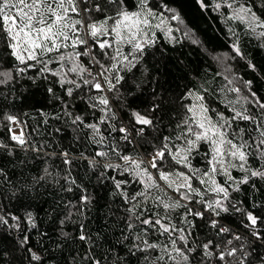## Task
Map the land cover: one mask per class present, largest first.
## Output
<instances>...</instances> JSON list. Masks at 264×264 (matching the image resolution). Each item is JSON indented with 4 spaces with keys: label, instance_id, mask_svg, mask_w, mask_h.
<instances>
[{
    "label": "trees",
    "instance_id": "1",
    "mask_svg": "<svg viewBox=\"0 0 264 264\" xmlns=\"http://www.w3.org/2000/svg\"><path fill=\"white\" fill-rule=\"evenodd\" d=\"M92 1L99 3L103 11H92L84 16L72 15L76 19L84 18V25H77L82 29L79 35L82 39H88L89 45H93L91 48L96 60L106 66L110 61L101 54L98 44H94L92 38L86 35L83 30L85 22L102 21L106 16L117 19L120 18L116 16L119 11L138 12L146 6L158 13L178 14L180 22L193 39L183 36L170 41L156 30L143 46L142 54L135 50L134 45L127 46V56L134 66L129 70L121 65L122 70L118 74L123 76V80L117 85L118 94L115 90L109 92L107 88L104 93L95 90L88 93L83 88L74 90L73 95L68 97L65 89L71 85L65 84L62 88L58 83L60 78L52 74L59 67V62L48 64L52 70L48 72L41 71L43 65L35 61L20 63L10 55L12 49L8 44L11 37H6L5 32L0 30V73L11 74V79L0 83V113L6 109L14 110L26 139L23 146L12 140L10 123L4 122L0 130V216L7 223L0 221V264H93L94 261L100 264H149L160 249L147 248L146 243L168 244L171 250L168 233L161 234L159 226L153 229L141 224L154 212L163 215V211L154 207L151 199L145 201L136 196L143 191V184L134 174L123 171L124 162L115 153L146 161L153 154V145L159 147L164 136L170 137L171 143L184 145V140H176L175 137L186 129L183 121L191 116L188 112L191 91L202 96L214 120L217 114L228 118L234 117L235 112L254 117L257 124L233 120L229 132L235 130L248 141L251 146L249 150L256 153L255 158L249 156L247 161L250 170L264 171V159L260 156L264 149L252 143L253 140L259 141V132L264 130V124L259 123L261 110L256 104V99L264 102V28L255 31L232 14L233 7L244 6L264 21V0H202V3L201 0ZM107 23L110 26L113 20ZM87 47L80 45L76 51H88ZM61 51L72 52L73 49L69 47ZM103 51L112 55L114 47ZM223 54L231 55L234 76L248 91L246 98L241 96L240 91H235L237 88L221 71L215 56ZM56 55L49 53L41 59L48 60ZM79 63L89 69L90 57L81 56ZM26 64H35V67L24 72L16 71L17 68H25ZM67 68L68 62H65V72ZM83 78H89L87 73ZM3 79L0 76V80ZM67 79L80 82L75 73L69 72ZM50 88L51 93L48 91ZM102 94L107 95L111 111L115 113L114 119L109 113L107 123H99L104 114L87 102L88 95ZM64 104L68 107L65 108ZM154 104L160 107L150 112ZM65 112L71 113V117L66 116ZM133 113L146 115L158 123L154 134L146 128L147 139L140 143L133 141L130 145L120 139L122 134L119 128L134 123ZM77 115L83 117L85 123L98 124L105 138L103 145L92 142L90 129L81 126L79 132L73 131L76 126L72 125L71 120ZM9 116V113L3 114L4 121ZM189 123H192L191 120ZM109 125L114 126L116 131H111ZM192 127L196 129L195 124ZM240 129L245 131L240 133ZM249 130H252L251 138ZM10 148L16 149L14 155L10 153ZM62 151H67L72 159L71 165L63 164L62 178L43 180L39 177L38 169L31 173V162L38 165L53 156H61ZM98 151H106L108 156H95ZM211 155V144L203 141L189 156L191 169L183 165L173 169L169 161L163 170L191 174L199 169L192 179V185L204 197L211 198L208 190L199 183L200 175L209 170L207 161ZM93 158L98 162L95 166L89 163ZM105 163L122 167L105 168ZM146 166V163L142 165ZM148 171L157 175L155 169L149 168ZM233 175L237 180L248 175L249 183L240 184L237 188L235 183L218 176L229 192L228 199H223L229 208L228 213L222 212L220 217H216L212 210L206 209L204 203L197 202L200 201L197 196L190 195L189 201L180 199V203H186L193 213L204 212V217L188 215L185 220L187 209L180 207L171 210L164 222L175 225L177 229L183 228L188 234L189 224L186 221H191L194 227L188 236V246H197L198 254L202 252L198 246L209 240L219 244L220 248L225 247L226 241L232 240L233 246L243 244L253 256L259 254L264 257V240L254 239L251 230L245 227L249 224L246 213L264 217V178L251 177L249 173L239 171H234ZM116 182H121L119 189ZM161 186L164 192L149 190L152 198L158 195L166 200L171 197V201L180 198L179 193H172ZM84 196L87 197L86 201L82 200ZM210 217L219 221L217 228L211 226ZM219 226L229 227L232 232L218 233ZM260 227L264 229V225ZM179 234L172 232L171 237L176 238ZM234 234L241 236L242 240L235 241ZM261 234L264 235V232ZM81 235L87 239L81 240ZM25 240V243H21ZM30 253L39 255L41 259L32 260ZM145 256L149 260H145ZM204 264H209V258H205ZM210 264L218 262L211 258Z\"/></svg>",
    "mask_w": 264,
    "mask_h": 264
},
{
    "label": "snow or ice",
    "instance_id": "2",
    "mask_svg": "<svg viewBox=\"0 0 264 264\" xmlns=\"http://www.w3.org/2000/svg\"><path fill=\"white\" fill-rule=\"evenodd\" d=\"M112 3H117V0H111ZM202 3V0H201ZM80 5H83L81 9ZM231 7V5H229ZM81 10L85 13L92 11L102 12L103 9L99 3L92 4L91 0H0V30L5 32L6 37H11V42L8 47L12 49L10 55L14 56L20 63H26V61H35L38 64L43 65L41 71L48 72L52 71L48 68V64L53 62H59V67L52 71L54 76L59 77L58 83L63 88L65 84L71 85L65 89L66 95L71 97L74 90H79L86 88L87 92L90 93L92 90L98 93H104L105 88L109 92L115 90L118 94L119 89L117 85L123 80V76L118 73L122 70L121 65L129 68L134 66L132 61L129 60L127 55H124L120 48L116 47L112 53L109 55L107 52L103 51L105 49H113L114 43H119L124 41V36L122 32L127 29L132 33L129 37L128 43H133L132 37L138 35L141 31V24L147 25L148 19L146 16L141 19V13H129L127 11H119L116 16L120 17L115 19L111 16H106L104 20L99 22L89 23L86 29H83L86 35L90 36L94 44H98L101 49V54L108 57L110 63L106 66L95 57L90 56V51H76L78 46L87 45L89 49L93 45H89L88 39H82L79 35L81 28H77V25H84V18L76 19L73 17V13L76 16L80 15ZM240 12L243 15L238 16V19H245L250 9L241 7ZM150 14V13H149ZM172 19L179 20L178 14H174ZM253 21L259 20L255 14H252ZM113 20V25L111 27V32L115 33V41L109 42V40H100L99 37L109 35V26L107 21ZM251 26V25H250ZM260 26V25H257ZM159 27V25H157ZM187 35V33H186ZM264 35V33H262ZM71 47L72 52H62L61 49H68ZM134 48L136 51L143 53V45L141 43H135ZM239 52V49H236ZM49 53H57L55 57H50L48 60H42L41 57ZM90 57L91 60L95 61L96 72L93 74L88 68L82 66L79 63L80 57ZM135 59V57H133ZM65 62H68L67 72L64 71ZM35 64H26L25 68H17V72L27 71L28 68H34ZM77 74L80 82L74 79H67L68 73ZM117 73L115 76H111V73ZM85 73L89 78H83ZM5 79L0 80V83H6L8 79H11V74L9 72L0 73ZM101 80L103 83H101ZM115 81V83L113 82ZM50 93L52 89L48 90ZM239 92L240 89H235ZM255 97V93L252 94ZM60 99L59 97H56ZM84 99L83 96L80 97ZM202 99V97L198 98ZM87 102L92 108H99L104 114L101 117L99 123H107L110 119L109 113H111V119L115 118V113L111 111L110 101L107 95L98 96H87ZM63 103V102H62ZM256 104L260 108V124H264V102L256 99ZM67 108L68 105L64 104ZM158 104H154L150 112H154L159 109ZM188 112L191 116L183 121L187 125L186 129L181 132L180 135L176 136V140H184V145H177L171 143V139L168 136H164L160 140L159 147L153 145V154H150L149 158L145 161L143 158L137 160L131 155H120L118 152L115 154L124 162L123 171L134 174L138 177L140 182L143 184V191L138 192L136 196L142 197L145 201L151 199L154 207L161 209L163 215L159 212H154L151 218L144 219L141 221L142 225H149L153 229L159 226V231L161 234L168 233L171 245V250H169V245H158L155 243H146V247L150 249H160V252L149 261V264H204L205 258H209V264L211 258H215L218 264H264V257L259 254L253 256V254L248 251L243 244L239 246H233V241L228 240L225 243L224 248H220L219 244L214 243L209 240L208 243L199 245L198 247L202 250L200 254L197 252V246H188L189 240L188 236L191 234V228L194 227L191 221H186L189 224V232L185 234L183 228L177 229L175 225L170 223H165L167 220L168 213L176 208L184 207L187 209L184 219L188 215H195L203 218L204 212L196 211L192 212L190 208H187V204H181L180 199L185 202L189 201L190 194H197L201 196V200L198 203H204L206 209L212 210L216 217H220L221 213H228L229 208L222 203L220 199H216L213 203H207L203 201V194L200 193L199 189L192 187V179L199 173V169H195L188 174L184 171H165L163 170L165 165L172 162V168L175 169L177 165H183L185 168L191 169L192 165L189 160V156L193 149L198 145V142L204 141L208 142L212 146L211 159L207 161L209 164V170L204 171L199 177V183L201 185L210 183V191L214 193H222L225 200L229 197L228 189L217 183L214 178V174L217 172V165H219L220 170L223 174L227 176L229 181H233L237 188L240 184H248L249 176H244L241 180H234V178L229 173V168H236L237 166L243 172H248L251 177H261L264 178V171L250 170L245 168V163L248 161L249 156L255 158L256 153L250 151V145L248 141L243 139L235 130L229 132L232 128L233 120H243L251 121L253 124H257V121L253 116L244 114L243 112H235L234 117L225 118L223 115L217 114V119L208 115V109L203 105L199 104L188 108ZM66 116L71 117V113L65 112ZM56 118H59L58 116ZM134 123L129 127L119 128V132L122 134L120 139L128 144H133V141L140 143L142 140H146V128L149 129L153 134L157 131L156 123L148 116L141 115L140 113H133ZM7 120L18 123L15 117H6ZM191 120L192 123H189ZM72 125L76 126L73 128L74 132H79L81 126L83 128L90 129L92 131V142L97 145H103L105 138L100 133L98 124L85 123L83 117L77 115L71 120ZM192 124L196 125V129H193ZM139 125L140 127H137ZM111 131H116L115 127L109 125ZM177 127H180L177 125ZM59 132V129H57ZM245 129H240V133H243ZM252 130H249V138H251ZM259 141L253 140V144L257 148L264 149V130L259 132ZM97 137H99L97 139ZM194 137V139L189 138ZM230 137V138H229ZM78 138V137H77ZM11 139L17 141L21 146L26 144L23 131L19 135L12 133ZM175 149V151H173ZM115 151V147H113ZM83 156V154H81ZM207 156V154H205ZM61 156L63 163L65 165H71L72 159L69 158V153L67 151H62ZM95 156L107 157L108 152L98 151ZM226 156L233 160H238L239 164L231 163L230 161L226 166ZM262 159H264V151L260 153ZM92 166H95L98 162L93 158L89 161ZM147 164L146 167H142L143 164ZM105 168H121V165H113L111 163H105L103 165ZM264 167V165H262ZM155 169L156 176L149 172L148 169ZM2 171V169H0ZM47 171V170H45ZM207 177V179H205ZM68 178L66 177V180ZM163 182L167 188L173 189L176 193L180 194V198L171 201V197L167 200L161 196H156L152 198L150 196L149 190L159 189L164 192V188L161 186L160 182ZM71 182L74 183V180ZM126 183V182H125ZM121 182H116L117 189L120 188ZM71 190V189H69ZM167 193H165V196ZM127 199V197L125 196ZM135 199V196L133 197ZM82 200L86 201L87 197H82ZM171 201V202H169ZM134 205L133 207H137ZM255 207V205H254ZM132 211L131 209L129 210ZM143 212L141 213V215ZM248 225L246 228L251 230V235L254 239L264 240V229L260 225H264V217L254 215L251 212L246 213ZM139 219V216L136 217ZM18 219V218H14ZM0 221L7 223L2 216H0ZM210 223L213 228H217L219 221L217 219L210 217ZM131 227V225H129ZM172 232L180 233L176 238L171 237ZM232 229L226 226H219L218 233H229ZM81 240L87 239L84 235L80 236ZM235 241H241L242 237L239 235H233ZM177 240L180 242L177 244ZM25 241L21 243H25ZM264 246V245H262ZM136 247H139L138 245ZM31 259L39 261L41 257L35 253H30ZM249 257H252L249 259ZM145 260H149L148 256L144 257ZM93 264H100L99 261H94Z\"/></svg>",
    "mask_w": 264,
    "mask_h": 264
},
{
    "label": "rangeland",
    "instance_id": "3",
    "mask_svg": "<svg viewBox=\"0 0 264 264\" xmlns=\"http://www.w3.org/2000/svg\"><path fill=\"white\" fill-rule=\"evenodd\" d=\"M241 7H244V6H235V7L232 8V14L236 18L238 16H240V15H243V13L240 12V8ZM244 8H246V7H244ZM247 9H249V8H247ZM129 13H141L142 14L141 15V19H143L146 16V18L148 19V24L147 25L141 24L140 33L138 35H136L135 37H132L133 43H128L127 42L129 37L132 36V33L129 32L127 29L123 30L122 35L124 36V41L123 42H119V43H114V49L116 47L120 48L121 52L124 55L128 54V48L130 47V45H134L135 43H141L144 46L147 42L150 41V38L153 37L154 32L156 30L161 31L163 33V35L170 41H175L178 38L183 37V36H186V37H189V38L193 39L192 34L182 25L180 20L172 19V16L174 15L173 13H168V14H164L162 12L158 13V12L150 10L146 6H144L142 9H140L138 12H129ZM253 13L254 12L250 10V12L246 16V18L245 19H240V20H242L248 27L252 28L253 30L259 31L262 28H264V21L261 20V18L256 13H254V14H255L256 17H259V20L253 21V19H252V14ZM117 19H119V18H117ZM96 22H99V21H96ZM89 23H92V22H85L86 27H87V25ZM112 25H110V26L108 25L109 26V35L103 36V37H99L100 40L107 39V40H109L111 42L115 41V33L111 32ZM157 25H159V27H157ZM257 25H260V26H257ZM86 27H85V29H86ZM186 33H187V35H186ZM128 45H129V47H127ZM215 59L218 61L221 71L228 78L230 84H232L236 88L240 89L241 96L246 98L248 96V91H247L246 87L243 86L239 82V80L234 76L235 74H234V71L232 70V66L230 64L231 55H229V54L228 55L227 54L217 55V56H215ZM189 94H190V98H191L190 107H193V106H196V105H199V104H203L206 107L204 99L203 98L202 99H198V98L202 97L200 94H198L196 92H193V91H191ZM7 113L11 114V117H15V111L14 110L11 111V109H6L5 111L1 112L0 113V130L3 128L4 122H6L5 124L10 123L11 133H15V134L19 135L21 133V131H22V127L20 126L19 122L18 123H14V122H11V121H9L7 119L4 121L3 114H7ZM208 115H210L209 110H208ZM200 142H203V141H200ZM200 142H198V145H199ZM25 149L28 150V148H25ZM15 150L16 149H14V148H10V153L12 155H14L15 154ZM31 156H33V155H31ZM63 159L64 158H62V156H58V157L53 156L48 161H45V162L40 163L38 165H35V163L31 162L30 165L33 166V167H31L32 168L31 169V173L34 174L35 171L38 169L39 177L42 178L43 180L54 181L56 179H60L63 176V174H62V168H63V164H64L63 163ZM225 159H226V166H227V163L229 161L231 163H236L237 165L239 164L238 160H233L230 157L226 156ZM245 168L250 169L248 164H247V162L245 163ZM217 169L218 170L214 174V178L216 179L218 184H220L221 186L226 187V185L224 183H222L221 181L218 180V176L219 175L223 176L227 181H229V180L227 179V176L225 174H223L222 170H220L219 165H217ZM45 170H47V171H45ZM234 171H239V172H242V173H248V172L241 171L238 166L236 168H231L230 167L229 168V173L234 178V180H236V181H238V180L233 175ZM205 179H207V177H205ZM229 182L234 184L233 181H229ZM160 183L164 187H166V185H164V183L162 181ZM203 186H204V188L206 190H208V192L211 195V198L204 197V196L202 197V199H204L205 202L213 203L216 199H220L222 201V203H223L224 197H223L222 193L218 194V193L211 192L209 190L210 187H211L210 183L204 184ZM192 187H193V185H192ZM166 189L168 191H172V193L175 192L173 189H169L167 187H166ZM190 195H195V196H197V199L201 200V196L200 195H197V194H190Z\"/></svg>",
    "mask_w": 264,
    "mask_h": 264
},
{
    "label": "built area",
    "instance_id": "4",
    "mask_svg": "<svg viewBox=\"0 0 264 264\" xmlns=\"http://www.w3.org/2000/svg\"><path fill=\"white\" fill-rule=\"evenodd\" d=\"M91 3H92V4H95V3H97V2H93V1L91 0ZM80 7H81V9H83L84 6H83V5H80ZM89 13H90V12H89ZM80 14H81L82 16H84V15H86V14H88V13H85L83 10H81ZM87 50L90 51V55H91V57H95L92 48L89 49V47H87ZM95 59H96V58H95ZM89 70H90L93 74H95V72H96L97 69H96L95 61H94V60H91V59H90V67H89ZM101 83H103L102 80H101Z\"/></svg>",
    "mask_w": 264,
    "mask_h": 264
}]
</instances>
